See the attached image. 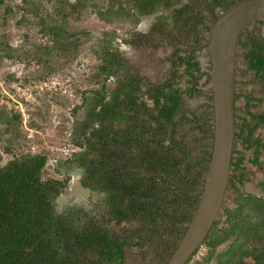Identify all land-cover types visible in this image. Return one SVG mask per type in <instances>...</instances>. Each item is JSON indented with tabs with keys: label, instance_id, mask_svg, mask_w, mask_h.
I'll return each mask as SVG.
<instances>
[{
	"label": "trees",
	"instance_id": "obj_1",
	"mask_svg": "<svg viewBox=\"0 0 264 264\" xmlns=\"http://www.w3.org/2000/svg\"><path fill=\"white\" fill-rule=\"evenodd\" d=\"M236 1L215 2L226 9ZM3 3L0 0V5ZM10 5L5 12L21 11L20 23L33 26L35 34L44 40L38 43L25 34V44L19 47L0 42V59L37 64L36 74L26 81L64 72L80 49L93 40L92 30L86 26L89 20L121 35L137 28L140 17L135 12L152 16L169 11L156 18L159 24L151 31L165 35L167 21L171 20L188 29L185 31H192L195 45L203 40L202 31L209 30L202 16L191 13L190 4L179 6L174 0H20ZM199 25L203 30L198 29ZM254 27V32L240 37L239 45L246 49L243 56L248 70L254 73V83L264 92V37L260 26ZM113 51L108 48L101 55L90 50L100 63L91 75V83L98 84V88L82 94L79 103L73 105L57 94L50 95L55 98L56 113L48 109L47 100H42L46 112L29 106L44 123L29 122L35 131L46 133L50 127L46 123L59 118L63 119V134L72 130L70 141L82 151L70 160L46 149L41 134L34 133L30 140L28 129L22 127L21 113L0 106V141L4 143L0 145V264H126L127 246L142 247L149 240L163 247L166 260L176 248L200 190L189 168L183 169V158L170 148L171 143H164L165 126L173 127L185 118L189 111L183 96L192 99L201 94L199 81L204 74L193 50L184 51V55L176 51L171 82L150 89L154 91L153 108L157 109L152 115L138 95L141 79L129 73L122 52L117 48ZM117 71H122L123 78L116 77ZM182 80L185 87L179 89ZM68 105L72 108L66 111ZM83 109L86 118L72 122V116L77 117ZM247 115L250 120H243L235 138L249 150L261 142L259 137L254 139V134L260 125L264 127V110L259 115ZM31 145L38 153L28 151ZM180 153L189 158L182 149ZM6 155L11 159L1 166ZM257 155L256 151L253 165H258ZM233 159L232 169L243 171L244 158ZM49 160L57 161V166H51ZM74 168L80 170L78 182L90 192L89 197L95 194L99 199L91 208L65 206L58 213L55 202L73 186L70 171ZM244 177L243 173L231 177L229 184L235 189L243 184ZM233 204L232 209L222 207L215 230L204 242L208 248L205 257L198 262L194 255L188 264H264V197L239 193ZM112 222L138 227L123 236L114 233ZM163 231L176 232L177 238L169 240L172 242L168 245L163 242Z\"/></svg>",
	"mask_w": 264,
	"mask_h": 264
},
{
	"label": "rangeland",
	"instance_id": "obj_2",
	"mask_svg": "<svg viewBox=\"0 0 264 264\" xmlns=\"http://www.w3.org/2000/svg\"><path fill=\"white\" fill-rule=\"evenodd\" d=\"M19 1L20 0H4L3 5H0V42L1 40H4L12 47H19L22 46V44H25V34L28 35L29 39H33L38 43L44 42L43 39H40L39 36L35 34L33 26H26V24L20 23L19 18L22 14L21 11L15 13L12 12L10 14L5 12L8 10L7 7L10 4V6H14L13 4L18 3ZM111 1L120 2L122 0ZM13 10L14 9H12V11ZM163 13L164 15H167L169 11L159 12L158 14L152 16H141L135 12V14L140 17V22L137 28L135 30L120 33L121 35H119L118 32L108 29L101 23L89 20L86 23V26L92 30L93 40L87 42L80 49L76 58L64 69V72H51L49 76L45 77V79L41 77L43 80L41 78L40 80L29 78L26 81L27 77H31L36 74L35 72L38 69L36 63L27 65L22 61L1 58L0 106H5L7 110L12 109L21 113L22 127H26L28 131L32 132L33 137L30 138V140L34 139V133H38V135L41 134L40 137L45 140H58L57 142L69 141L72 139V136L70 135V131L72 130H68L69 132L67 134H63L61 132L64 129V125H62L63 119L61 118L57 120L53 119L51 122H47L46 124H49L50 127L46 133L37 132L33 128H30L28 124L31 121H39V124L44 123L37 119L36 113L32 109H29V106H34V109L39 107L41 111L46 112L47 109L42 103V100H47L46 104H48V109L51 113H56L58 108L54 102L55 98H52L50 95L56 96L57 94L59 97L61 96L69 99V101H72L71 103L73 105L79 103L81 101L82 94L88 95V91L93 89L96 90L98 88V84L91 83V75L97 72V67L100 63H98L94 55L90 53V50H95L102 55L103 51L108 48L111 52H114L113 49L115 50L117 48L118 51L123 54L122 58L126 61L125 64L127 69L129 68V73L135 74L141 79L139 91L141 97L140 99L147 103L148 107L151 109V114L156 115L157 109L153 108L151 100V96H153L154 91L151 92L150 89L153 87H161L167 82H171L175 71L168 62V57L173 50L175 40L179 39L184 43H188L192 40V37H194L192 31H185L188 29L181 27V25L177 23L173 24L171 20H168L167 27L165 28V34L170 35V43L172 45L168 43V41H163L164 39L162 33L160 34L156 31H151L154 26L156 27L159 24V22L156 21V18L161 16ZM254 28H249L242 34V36L245 37V35L254 32ZM136 33L140 35L141 38L134 37ZM260 34L264 37L263 32ZM2 35H4V37H2ZM201 41L202 40H200V42ZM25 46L28 47L29 45ZM124 46H128V50L122 51L121 48ZM189 46L192 45L188 43V45H185L184 48ZM245 51L246 49H244L242 45L237 47L236 72L239 88L247 95L244 96L241 94L237 96L238 98L236 104L243 106L244 103H246V109L249 112L254 113V96L260 95V98L264 97V92H261L260 87L254 83V73L248 70L246 66V61L243 56ZM205 56L206 54L201 53V61L205 60ZM202 67L205 70L207 69L204 64H202ZM205 72L206 71H204V73ZM10 75H13L14 78L10 79ZM120 77L123 78L122 72H120ZM28 81L30 82L29 84ZM205 81L204 76L199 81V84H201L202 87L201 90L208 89L211 91V83L206 85ZM177 87L179 89H184L185 81H180ZM46 92H48L49 96L46 95ZM241 97H245V99H242ZM262 103H264V101ZM184 104L185 108L189 112L184 115V119L177 120L178 122L175 123L173 127L169 125L165 126V133L167 135L164 143L169 145V143H172L174 140H181L182 144L188 145L193 157H201L202 153L205 154L207 158L205 164L207 165L213 143V136H210L212 124H210L211 122L207 123L208 119L205 120L206 114L204 115L207 110V103L205 102L204 96L200 94L192 99H188L184 96ZM71 108L72 105H68L65 106L64 109L69 111ZM76 116L77 117L72 116V122L84 120L86 118V111L84 109L80 110L77 112ZM3 144V141H0V145ZM238 144H240L239 139H235L234 151L236 154ZM249 150H246L244 147L245 154ZM10 159L11 156L6 155L1 162V166ZM247 163L248 164H245V169L243 171L240 169H232L231 177H237L241 173L244 174L245 181L243 183L245 184V187L239 188L242 185H237V188L234 189L229 184L226 190L223 206L232 209L234 207V197H236L239 193H246L247 191H250L253 195H261L264 197V192L262 190V192H260L259 190V179L257 178L258 174L264 176V169L259 168L254 171V165L249 162ZM70 172L75 178H80V170H75L74 168V170ZM199 184L201 186L202 179ZM255 188L256 190L254 191ZM262 188H264V185ZM89 194L90 192L83 188L77 181L66 193H63L58 197L55 202V210L59 213L65 206L74 205H85L86 209L91 208V204L97 203L99 195L93 194L92 197H89ZM102 210L103 209L101 208V210L96 213L99 214ZM220 217L218 221L220 220ZM110 225L112 226L114 233L122 234L123 236H127L129 231L138 227L137 224H115L113 222ZM218 227H221V225ZM163 235V242L165 240L166 243L168 242V245L172 242L169 240H173L177 237L176 232L173 231L172 233L163 231ZM262 248L264 249V246H262ZM163 250L162 246L158 248L157 243L154 244V242L149 240H146V243L142 247H126V264H166V255H164V258L162 255ZM207 251L208 248L204 245L196 254V260L200 262L205 257Z\"/></svg>",
	"mask_w": 264,
	"mask_h": 264
},
{
	"label": "water",
	"instance_id": "obj_3",
	"mask_svg": "<svg viewBox=\"0 0 264 264\" xmlns=\"http://www.w3.org/2000/svg\"><path fill=\"white\" fill-rule=\"evenodd\" d=\"M188 1L202 8L209 20V30L203 46L210 61L214 135L209 161L200 170L203 179L197 205L166 264H187L211 234L222 214L234 162L238 41L253 23L262 24L264 35V0H238L218 15L205 3ZM178 153L182 155L179 151ZM182 157L185 158L183 155Z\"/></svg>",
	"mask_w": 264,
	"mask_h": 264
},
{
	"label": "flooded vegetation",
	"instance_id": "obj_4",
	"mask_svg": "<svg viewBox=\"0 0 264 264\" xmlns=\"http://www.w3.org/2000/svg\"><path fill=\"white\" fill-rule=\"evenodd\" d=\"M197 1H200L202 3L207 4L216 15H218L221 11L224 10V9H221V8L216 6V2H215L216 0H197ZM174 2H178L179 6H182L184 4H190V6L192 8L191 9V13L198 14V15L202 16L204 18L203 19L204 25L209 27L208 17L206 16V14H205V12L203 11L202 8L195 6L193 3L189 2L188 0H174ZM255 25L256 26H260L261 32H263V29H262L263 26L258 24V23L251 24L246 30H248L251 27L253 29ZM198 29L203 30L202 25H199ZM246 30L244 32H246ZM207 32L208 31H205V30L202 31L201 37H203V40L200 42L199 46H195V43H194L195 38L194 37H192V40L190 42H188L189 44L192 45L191 48H190V46L184 48L185 45H188L187 42L184 43L183 41H181L179 39L175 40V45H173V50H172V52L170 53V55L168 57V60H169L168 62L170 63V65H172L173 56H174L176 51H182L181 55H184V53H183L184 51H188V53H189V51L191 52L193 50L197 61H199V66H200V70H201L200 73L204 74L203 76L205 77V80L207 78H209L208 79V83H207V84H209V83H211L210 61H209L208 53H207L205 47L203 46V44L206 42V34H207ZM162 36H163V39H164L163 41H168V43H170V35L165 34V35H162ZM167 39H169V40H167ZM238 46H239V42H238ZM201 53L202 54H206L205 60L202 59L204 61H201V59H200ZM202 64L206 65V67H207L206 70L202 67ZM246 66H247V63H246ZM204 71H206V72L204 73ZM235 86H236V88H235V100H234V102H235V124H236V133H238L239 127H241L243 120L244 119H249L250 120V118L247 115V112H249V111L246 109V103H244L243 106H240V104L239 105L236 104V101H237V98H238L237 96H239L241 94H243L244 96L247 95L246 93H244L242 91V89L239 88L237 72H236ZM200 88H202L201 84H200ZM261 89L262 88L260 87V91H261ZM201 94L204 96L205 102L207 103V110H206V113H204V115L206 114L205 120L208 119L207 123L211 122L210 124H212V126H211L212 129H211V132H210V136H213L214 135V117H213V111H212V88H211V91L208 90V89L201 90ZM241 98L245 99V97L244 98L241 97ZM262 99H263V97L260 98V95L254 96V112H256L258 115L264 110V103H262L263 101H261ZM197 121H198V119H197ZM254 122H256V121H254ZM257 137H259L261 139V142L259 144H257L256 147H254V153L256 151L258 152L257 163H259L258 162L259 160L264 159V127H262L261 125L255 131L254 139L257 138ZM170 148L174 149L177 152V154H178V151L180 152V149H182V152L184 154H188L189 155V158H186L184 155L183 156L185 158H183L182 155L178 154L181 158H183V169L187 170L189 168V170L191 172V174H190L191 178L194 181H198V185H197L198 187L197 188L200 190L201 186H200L199 182H200L201 179H203V174L200 173V170H203L206 167V164H205V161L207 160L206 155L202 153L201 157H199V156L198 157H193L191 152H190V149H189L188 145L182 144L181 140L172 141V143L170 144ZM234 149H235V146H234ZM235 154L236 153H234V155ZM262 162H264V161H262ZM259 166H260L259 164L258 165H254V167H256V169L263 168L262 166L261 167H259ZM242 187H245L244 183L239 188H242ZM261 190L263 191L264 188H261ZM246 193L252 194L250 191H247Z\"/></svg>",
	"mask_w": 264,
	"mask_h": 264
},
{
	"label": "built area",
	"instance_id": "obj_5",
	"mask_svg": "<svg viewBox=\"0 0 264 264\" xmlns=\"http://www.w3.org/2000/svg\"><path fill=\"white\" fill-rule=\"evenodd\" d=\"M32 137H33L32 132L29 131L28 138H32ZM41 139H42V144L46 149H48L50 152L54 154H57L58 157L62 159H69L77 151H80L79 147L74 146L70 143L59 145L52 142L51 140H45L44 138ZM29 149L31 151H34L35 146H31ZM52 162L56 163L55 160H53Z\"/></svg>",
	"mask_w": 264,
	"mask_h": 264
},
{
	"label": "crops",
	"instance_id": "obj_6",
	"mask_svg": "<svg viewBox=\"0 0 264 264\" xmlns=\"http://www.w3.org/2000/svg\"><path fill=\"white\" fill-rule=\"evenodd\" d=\"M98 68V67H97ZM126 68H127V66H126ZM120 72H122V71H117L116 72V77H119L120 76ZM111 80H114V79H111ZM114 83V81L112 82V84ZM111 84V85H112ZM114 85V84H113ZM238 147H237V154H235L234 155V157H235V160H237V159H240L241 157H243L244 158V161H243V166L245 167V164H248L247 162H249V163H251L252 164V161H253V159H254V148H252V149H250L246 154L244 153V146H243V144L240 142V144H238L237 145ZM246 155V156H245ZM262 161H264V159H261V160H259L258 162V164L260 165L259 167H263V169H264V162H262ZM262 163V164H261ZM248 169V168H247ZM255 169H256V167H254V171H255ZM257 178L259 179L258 180V185H259V190H260V192H262L261 191V188H262V186L264 185L263 184V181H264V176H262L261 174H258V176H257ZM256 190V188L254 189V191ZM263 192H264V190H263ZM257 196H261V195H257Z\"/></svg>",
	"mask_w": 264,
	"mask_h": 264
},
{
	"label": "clouds",
	"instance_id": "obj_7",
	"mask_svg": "<svg viewBox=\"0 0 264 264\" xmlns=\"http://www.w3.org/2000/svg\"><path fill=\"white\" fill-rule=\"evenodd\" d=\"M243 33H244V32H243ZM243 33H242V34H243ZM242 34H241V36H242ZM241 36H240V37H241ZM239 40H240V38H239ZM238 42H239V41H238ZM121 50H122V51H126V50H128V46H124V47H122ZM236 54H237V52H236ZM171 66H172V65H171ZM138 95L140 96L139 93H138ZM51 141H52V140H51ZM52 142H54V143H56V144H59V145H63V144H67V143H70V144L74 145L73 143H71L70 140H69V141H63L62 143H59V142H57V141H52ZM240 142H241V141H240ZM31 146H34V145H31ZM31 146H30V147H31ZM74 146H76V145H74ZM30 147H29V148H30ZM77 147H78V146H77ZM29 148H28V151L31 152L32 154H36V153H38V150H37L36 146H35L34 151H31ZM79 148H80V147H79ZM81 151H82V149L80 148V151H77L75 154H77V153H79V152H81ZM56 155H57V154H56ZM73 155H74V154H73ZM73 155H72V156H73ZM72 156H71V157H72ZM71 157H70V158H71ZM70 158H69V159H63V160H70ZM52 161H53V160H49V161H48L49 164H50L51 166H53V167H56L57 164H58V162L56 161V163H55V162H52ZM62 162H64V161H62ZM71 176L73 177V178H72V182H73V184H74L75 182L78 181V179L75 178L74 175L71 174ZM256 196H257V195H256ZM195 207H196V206H195ZM193 209H194V208H193ZM193 209H192V210H193ZM191 212H192V211H191ZM191 214H192V213H191ZM190 219H191V218H190ZM188 223H189V222H188ZM188 223H187V224H188ZM187 224H186V223L183 224L184 227H186ZM216 225H217V222H216V224H215V227H214L213 231L215 230ZM185 230H186V229H185ZM213 231H212V232H213ZM184 232H185V231H184ZM184 232L179 236V239L182 237V235L184 234ZM212 232H211V234H212ZM211 234H210V235H211ZM210 235H209V236H210ZM209 236H208V237H209ZM208 237H207V238H208ZM176 238H177V237H176ZM207 238H206V239H207ZM179 239H178V241H179ZM205 241H206V240H205ZM205 241H204V242H205ZM204 242H203V244L198 248V250L195 252L194 255H196V254L202 249V247L205 245ZM177 244H178V243H177ZM127 247H128V246H127ZM132 247H133V246H132ZM124 250H126V247L124 248ZM172 253H173V252H172ZM171 255H172V254H171ZM194 255H193L192 257H194ZM170 257H171V256H170ZM170 257H169V258H170ZM192 257H191V258H192ZM169 258H168V259H169ZM191 258H190V259H191ZM168 259H167V261H168ZM189 261H190V260H189ZM189 261H188V262H189ZM166 263H167V262H166ZM187 264H188V263H187Z\"/></svg>",
	"mask_w": 264,
	"mask_h": 264
}]
</instances>
